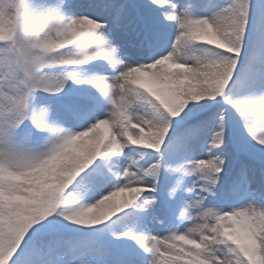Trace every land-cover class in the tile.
I'll return each mask as SVG.
<instances>
[{
	"label": "snow or ice",
	"instance_id": "1",
	"mask_svg": "<svg viewBox=\"0 0 264 264\" xmlns=\"http://www.w3.org/2000/svg\"><path fill=\"white\" fill-rule=\"evenodd\" d=\"M0 264H264V0H0Z\"/></svg>",
	"mask_w": 264,
	"mask_h": 264
}]
</instances>
